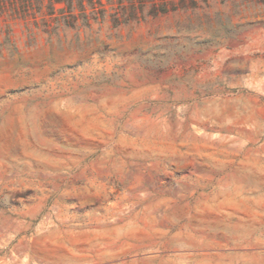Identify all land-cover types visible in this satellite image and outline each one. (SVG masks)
<instances>
[{"label":"rangeland","instance_id":"374dc122","mask_svg":"<svg viewBox=\"0 0 264 264\" xmlns=\"http://www.w3.org/2000/svg\"><path fill=\"white\" fill-rule=\"evenodd\" d=\"M0 264H264V0H0Z\"/></svg>","mask_w":264,"mask_h":264}]
</instances>
